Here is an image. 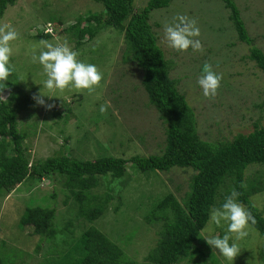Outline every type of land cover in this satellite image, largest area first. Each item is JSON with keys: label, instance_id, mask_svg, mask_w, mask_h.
<instances>
[{"label": "rangeland", "instance_id": "1", "mask_svg": "<svg viewBox=\"0 0 264 264\" xmlns=\"http://www.w3.org/2000/svg\"><path fill=\"white\" fill-rule=\"evenodd\" d=\"M147 1L132 0L133 9H141ZM233 2L253 46L264 55V0ZM101 10L92 0H16L0 17V26L10 25L18 33V38L10 42L13 53L9 65L14 67L16 91L26 101L14 120L17 133L23 136L21 147L30 163L57 156L81 161L99 157L129 160L159 155L163 150L165 125L147 102L140 69L125 57L122 32L104 29L92 41L76 48L73 35L64 31L77 19ZM177 15L196 20L202 53L191 48L177 53L167 47L164 26L173 23ZM148 24L169 66V78L176 82L177 92L193 112L195 132L201 141L227 142L237 134L245 135L256 126H264L262 73L246 59L248 47L236 39L221 0H169L166 8L150 13ZM86 25V22L81 24ZM39 33L50 36L37 38ZM40 41L67 42L78 52L79 61L94 64L103 74L95 92L89 95L87 90L78 92L71 88L50 92L44 88L47 77L43 68L38 62H32L33 49L37 56L46 50ZM205 63L223 76L217 95L211 99L203 96L198 85ZM40 90L52 97L44 99L46 104L56 105L53 110L47 111L32 99ZM0 95L4 99L7 90ZM102 104L108 105L103 115L99 110ZM5 141L9 142V138ZM6 155L12 153L8 150ZM244 174L246 183L264 182L258 165L247 167ZM192 175L191 170L179 168L164 173H141L127 163L120 178L100 176L95 188L86 193L91 198L109 197L102 214L91 223L78 215L80 204L63 188L62 179L55 176L26 179L10 193H0V264L72 261L77 254L74 242L88 227L118 247L126 259L145 264L160 227L158 223L147 224L144 217L168 194L180 202ZM221 199L216 202H223ZM249 200L264 217V190ZM36 207L54 211L55 235L49 240L34 235L30 226H18L24 209ZM226 229V224L216 226L207 221L193 244L191 256L179 264H230L219 250L213 254L214 250L204 240L209 236L222 237ZM247 231L249 235L237 242L241 252L232 264H264V237L250 226Z\"/></svg>", "mask_w": 264, "mask_h": 264}, {"label": "trees", "instance_id": "2", "mask_svg": "<svg viewBox=\"0 0 264 264\" xmlns=\"http://www.w3.org/2000/svg\"><path fill=\"white\" fill-rule=\"evenodd\" d=\"M92 1L101 6V12L77 19L64 31L73 35L76 48L92 41L104 29L122 32L125 57L140 69L141 86L147 102L165 125L163 150L159 155L132 157L129 160L99 157L81 161L57 156L30 163L21 147L23 136L17 133L14 120L26 98L16 91L17 83L12 73L6 82L8 95L4 99L0 97V193H10L26 179L42 180L55 176L62 179L63 188L79 202L78 215L91 223L102 214L109 198L108 195L103 199L86 196L95 188L98 177L118 179L124 174L127 163L141 173L189 169L193 175L180 202L168 194L144 217L147 224L158 223L160 227L155 246L148 252L145 264H179L187 260L208 221L210 209L220 207L232 189L241 193L238 202L256 220V224H250V227L264 237V217L249 200L250 196L264 190V182L258 185L246 183L244 174L247 167L258 165L264 175V126H256L245 135L237 134L227 142L201 141L195 132L193 112L177 92L176 82L169 78V66L148 24L150 13L166 8L169 0H148L139 10L133 9L132 0ZM221 1L228 11V20L236 39L248 47L246 59L253 62L264 79L263 53L253 46L233 0ZM15 2L0 0V17L6 7ZM83 22L87 24L84 27L81 26ZM36 36L48 39L50 35L39 33ZM6 137L9 142L5 141ZM8 150L12 155H6ZM217 199L223 202L217 203ZM53 217L52 209L26 208L18 226H30L34 235L49 240L55 235ZM73 249L77 252L76 258L61 260L64 262L58 264H135L93 227L82 232Z\"/></svg>", "mask_w": 264, "mask_h": 264}, {"label": "clouds", "instance_id": "3", "mask_svg": "<svg viewBox=\"0 0 264 264\" xmlns=\"http://www.w3.org/2000/svg\"><path fill=\"white\" fill-rule=\"evenodd\" d=\"M199 36L200 29L196 20L190 19L186 15H177L173 18V23L164 26V41L167 47L177 53L187 52L189 48L193 52L202 53L204 49L198 39ZM17 38L18 33L11 29L10 25L0 26V94L6 89L8 77L14 71V67L9 65L13 53L10 42ZM40 45L46 50L40 51L39 56H37L35 49H33L32 62H38L43 68V74L47 77L43 82L44 88L50 92H63L69 88L78 92L87 90L89 95L95 92L103 79V74L94 64L79 61L77 59L78 52L73 51L67 42L53 44L49 41H40ZM222 79V74L213 71L212 66L205 63L198 78V85L202 89L203 96L209 99L214 98ZM44 97L52 98L45 96L40 90L32 96V99L36 105L45 107L47 111L53 110L56 105L46 104ZM107 107V104L101 105L99 110L102 115L106 114ZM240 195V192L232 189L220 207L210 209L208 223L216 226H221L223 223L227 225V229L222 237L209 236L204 239L207 245L214 250L213 254L215 250H219L220 255L230 264L241 252L237 242L249 235L247 229L250 224H256L251 212L238 202ZM230 240L233 241L231 244L229 243Z\"/></svg>", "mask_w": 264, "mask_h": 264}, {"label": "built area", "instance_id": "4", "mask_svg": "<svg viewBox=\"0 0 264 264\" xmlns=\"http://www.w3.org/2000/svg\"><path fill=\"white\" fill-rule=\"evenodd\" d=\"M46 31V29L44 30V32ZM50 33V32H49Z\"/></svg>", "mask_w": 264, "mask_h": 264}]
</instances>
